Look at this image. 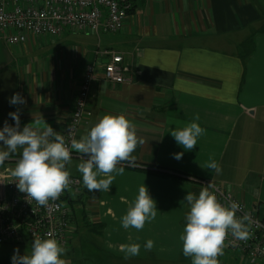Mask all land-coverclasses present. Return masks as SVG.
I'll list each match as a JSON object with an SVG mask.
<instances>
[{"label":"crops","instance_id":"crops-1","mask_svg":"<svg viewBox=\"0 0 264 264\" xmlns=\"http://www.w3.org/2000/svg\"><path fill=\"white\" fill-rule=\"evenodd\" d=\"M133 9L117 34L67 29L60 37L30 35L27 43L13 45L0 33V129L5 121L14 125L8 114L19 110L21 130L40 120V127L44 121L64 135L83 72L96 64L77 140L111 114L124 115L144 143L132 153L134 166L124 162L117 166L125 168L122 175L110 174L109 191L89 192L83 184L82 196L70 202L73 232L66 255L71 257V246L86 228L99 264H192L179 238L190 211L184 198L188 192L198 197L203 182L219 184L264 218V0H136ZM252 37L254 52L244 60L240 47ZM105 49L123 55L131 83L105 79L108 60L97 54ZM14 93L26 103L11 105ZM196 114L205 131L186 150L170 131ZM21 152L0 170L12 171ZM80 156L74 150L66 170L83 183ZM210 159L219 173L206 168ZM143 184L155 201L156 217L141 230L124 229L121 218ZM148 240L154 242L151 250L144 247ZM133 243L140 245L138 255L121 250ZM218 264L249 262L228 251Z\"/></svg>","mask_w":264,"mask_h":264},{"label":"clouds","instance_id":"clouds-1","mask_svg":"<svg viewBox=\"0 0 264 264\" xmlns=\"http://www.w3.org/2000/svg\"><path fill=\"white\" fill-rule=\"evenodd\" d=\"M11 105H22L26 100L20 93H14L10 98ZM9 117L15 122L10 125L7 121L0 129V164H3L11 155L21 149L20 159L11 175L16 178V185L20 192L27 194V199L35 200L40 206L47 207L49 200L55 201L62 192L69 187L70 172L66 165L71 162V150L80 153L81 162L77 169L82 174L85 188L109 191L114 176L112 173L123 174L125 168L117 167L126 162L128 166L135 165L132 153L138 144L134 125L124 115L105 114L91 127L79 140L73 138L70 147L60 132L43 121L26 124L21 130L19 110L10 112ZM193 121L182 129L170 131L178 145L186 150H192L197 145V137L204 133V129ZM179 160L183 153L173 154ZM96 171H93V169ZM206 168L219 173L220 169L215 160L210 159ZM98 175L105 178L97 179ZM213 184L203 187L198 197L188 192L185 196L190 206L186 215V225L183 234L179 237L182 241V250L185 257H192V264H218V256L223 254L224 242L229 231L239 240H246L249 236V215L244 213L237 217L238 211H243L242 206L235 201L228 205L218 202L216 195L210 191ZM157 209L155 201L149 195L147 187H139L138 195L130 204L127 212L121 218L124 229L130 227L137 230L143 229L146 222L155 219ZM48 238L35 237L30 253L20 255L19 249L14 250L11 257L12 264H66L61 256L66 249L53 238L49 232ZM154 246L152 240L146 241L144 247L148 250ZM122 251L130 255H138V243L123 245Z\"/></svg>","mask_w":264,"mask_h":264},{"label":"built area","instance_id":"built-area-1","mask_svg":"<svg viewBox=\"0 0 264 264\" xmlns=\"http://www.w3.org/2000/svg\"><path fill=\"white\" fill-rule=\"evenodd\" d=\"M136 0H0V33L13 45L28 42L30 35L36 37H60L65 30L90 34H117L122 31L128 18L134 11ZM101 58H107L104 66L105 79L114 84H129L132 78L123 67V55L112 49L97 52ZM81 88L71 117L70 125L64 133L66 144L69 145L83 125L87 114L91 84L97 75L96 64H88L83 72ZM74 150H71L73 156ZM11 169L0 170V245L14 244L27 235L34 241L35 237L48 238L51 232L53 238L66 248L73 232V212L70 202L83 192V183L79 177H69V187L55 201L49 200L48 206H40L35 200L27 199V194L18 190L16 178L11 175ZM210 182H203L206 187ZM210 189L218 202L228 205L235 201L242 206L243 211L236 213L240 218L249 215V236L239 240L229 231L226 236L223 254L226 252L242 254L249 264H264V218L257 211L244 204L232 193L223 192L221 186L211 182Z\"/></svg>","mask_w":264,"mask_h":264},{"label":"rangeland","instance_id":"rangeland-1","mask_svg":"<svg viewBox=\"0 0 264 264\" xmlns=\"http://www.w3.org/2000/svg\"><path fill=\"white\" fill-rule=\"evenodd\" d=\"M73 209V208H71ZM77 214L79 213L78 208H75ZM74 212V211H73ZM79 235L82 238H78L76 242L71 246V257L66 255V252L61 256L62 259L66 261V264H99L102 263L97 256L98 250L94 242L91 241L89 236V231L86 228H82ZM81 240V242L79 241ZM33 241L29 239L27 235L23 236V240L19 243L11 244H1L0 245V264H12L11 257L14 254L15 249H19L20 255L25 253H30ZM220 258L218 261H221ZM83 260V261H82Z\"/></svg>","mask_w":264,"mask_h":264},{"label":"trees","instance_id":"trees-1","mask_svg":"<svg viewBox=\"0 0 264 264\" xmlns=\"http://www.w3.org/2000/svg\"><path fill=\"white\" fill-rule=\"evenodd\" d=\"M253 39V37L247 39L246 41H244V43H242L240 47V54L241 57L244 58V60H247L249 57H251L252 53L254 52L255 41H253ZM80 196H82V194Z\"/></svg>","mask_w":264,"mask_h":264}]
</instances>
